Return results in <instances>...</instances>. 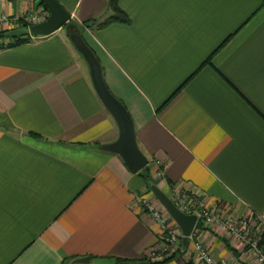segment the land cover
Instances as JSON below:
<instances>
[{"label":"crops","instance_id":"crops-1","mask_svg":"<svg viewBox=\"0 0 264 264\" xmlns=\"http://www.w3.org/2000/svg\"><path fill=\"white\" fill-rule=\"evenodd\" d=\"M58 1L78 26L109 15L108 0ZM118 6L129 22L73 34L131 116L149 170L160 161L157 186L254 219L264 211L263 0ZM29 13L38 17L27 23ZM3 14L20 19L0 30L17 29L21 20L28 27L48 12L38 0H0ZM68 29L29 35L13 47L0 38V264L83 256L152 264L150 251L165 232L135 197L151 193L149 183L104 149L118 127ZM194 227L216 261L257 264L223 228ZM189 254L190 243L166 264H183Z\"/></svg>","mask_w":264,"mask_h":264},{"label":"built area","instance_id":"built-area-1","mask_svg":"<svg viewBox=\"0 0 264 264\" xmlns=\"http://www.w3.org/2000/svg\"><path fill=\"white\" fill-rule=\"evenodd\" d=\"M29 23L35 21L37 13H29L23 16ZM20 19L19 16L10 17L3 14L0 16V26H10ZM154 169L150 171L152 182L156 185L162 177L160 161H153ZM167 196L175 206L185 214H194L196 223L202 227L209 225L218 226L227 231L234 240L242 243L251 254L257 264H264V211L258 214L254 219L249 216L234 217L230 214H223L220 209L209 207L205 201L198 195L178 191L170 187ZM136 201L142 210L148 212L165 232L163 241L150 251L151 260H163L165 257L176 253L181 244L182 234L177 232L167 221L168 214L160 205L157 199L151 194H137ZM196 227L193 228L188 237L190 243V255L195 264H225L224 260L216 261L210 251L197 238Z\"/></svg>","mask_w":264,"mask_h":264},{"label":"water","instance_id":"water-1","mask_svg":"<svg viewBox=\"0 0 264 264\" xmlns=\"http://www.w3.org/2000/svg\"><path fill=\"white\" fill-rule=\"evenodd\" d=\"M42 1L48 10L47 17L41 22L30 24L28 27L8 33V37L25 35H30L32 37L46 36L60 29L69 22L70 13L58 0ZM71 40L76 49L82 54L89 67L92 82L98 97L118 127L119 133L117 139L114 142L105 145L104 149L119 155L132 173L141 171L147 166L148 160L138 148L134 123L131 116L120 100L114 97L106 87L102 77L100 64L90 48H88L82 38L76 34L71 35ZM149 188L160 205L179 227L182 234L181 246L183 249H187L189 244L188 237L195 226L196 216L194 214H185L181 212L167 194L164 193L154 182L151 181L149 183ZM67 264H116V260L114 258H91L89 256H83L73 258Z\"/></svg>","mask_w":264,"mask_h":264},{"label":"trees","instance_id":"trees-1","mask_svg":"<svg viewBox=\"0 0 264 264\" xmlns=\"http://www.w3.org/2000/svg\"><path fill=\"white\" fill-rule=\"evenodd\" d=\"M118 1L119 0H108L109 15L107 17H105L103 20H97V19L87 20V21L82 22L81 26H78L77 24H75L73 22L70 23V21L67 22L65 24V26L69 28L68 33L69 34L78 33L81 35L82 30L85 27H94V28L98 27L99 28V27H105V26L110 25L112 23H127V22H129L127 15L124 13V11H122L119 8ZM263 5H264V0H263ZM38 6L41 7L46 13L48 12L47 7L45 6V4L43 3L42 0H38ZM21 21H20L19 27L17 29H23L27 26V24L24 23V21H22V22ZM17 29L12 28V29L0 30V38L7 40V44H6L7 47H13V46L25 43L30 39L29 35L17 36V37H8L7 36L8 33H12L13 31H15ZM209 57L206 59V62L209 61V59H210ZM138 174L141 177H143L145 182L150 183L152 181V178L150 175V170L147 166L145 168H143ZM200 226H201L200 224H197V227H200ZM177 252L185 254L186 249H183L182 246L180 245L177 249ZM176 253L173 254L172 256L165 257L163 260L157 261L156 263L166 264L167 262H170L173 260V258L176 256ZM115 260H116L117 264H142L144 262L149 264V261L146 259L115 258ZM67 263H68V261L64 262V264H67ZM156 263H152V264H156ZM183 264H193V261L191 259H187Z\"/></svg>","mask_w":264,"mask_h":264},{"label":"rangeland","instance_id":"rangeland-1","mask_svg":"<svg viewBox=\"0 0 264 264\" xmlns=\"http://www.w3.org/2000/svg\"><path fill=\"white\" fill-rule=\"evenodd\" d=\"M42 12V11H41ZM44 13L42 12V15H43ZM148 195V197L149 196H151V193H148L147 194ZM169 195V194H168ZM167 221L169 222V219H167ZM170 223H171V221H170ZM185 259V260H184ZM184 259H181V261L184 263L187 259H191L192 261H193V258L191 257V255L189 254L188 256H186V257H184ZM151 262H153V263H156L157 262V260H152ZM193 264H195L194 263V261H193Z\"/></svg>","mask_w":264,"mask_h":264}]
</instances>
